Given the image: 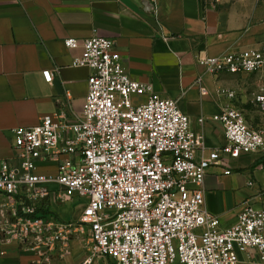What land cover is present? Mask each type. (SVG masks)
<instances>
[{
    "label": "built area",
    "instance_id": "1",
    "mask_svg": "<svg viewBox=\"0 0 264 264\" xmlns=\"http://www.w3.org/2000/svg\"><path fill=\"white\" fill-rule=\"evenodd\" d=\"M152 11L157 15L155 3ZM64 45L81 49L73 66L91 70L83 111L75 122L58 110L13 130L17 163L0 162V194L18 207L10 216L0 210L1 241L19 242L38 256L37 264H49L53 251L64 252L71 238L85 235L80 264H264V208L247 203L234 224L222 227L205 209L203 190L211 167L230 174L229 159L264 151V127L249 126L241 109L226 104L215 116L226 144L197 158L206 149L203 132L191 127L175 100L127 73L114 40L68 37ZM197 61L216 76L264 79V42ZM42 74L52 81L51 70ZM219 95L237 96L232 89ZM253 101L264 113V87ZM41 162L55 171L41 172ZM47 198L80 203L78 214L62 219L46 209L35 215L32 203Z\"/></svg>",
    "mask_w": 264,
    "mask_h": 264
},
{
    "label": "crops",
    "instance_id": "2",
    "mask_svg": "<svg viewBox=\"0 0 264 264\" xmlns=\"http://www.w3.org/2000/svg\"><path fill=\"white\" fill-rule=\"evenodd\" d=\"M93 35L114 40L127 73L175 100L191 127L203 132L206 149L197 158L226 144L223 125L215 119L226 104L241 109L249 126L264 127V113L253 101L264 79L216 76L197 61L264 42V0H0V162L17 163L14 129L35 126L58 110L70 122L81 116L91 70L72 65L81 49L67 48L64 40ZM44 70H51V82ZM221 89L236 91V98L220 96ZM228 168L230 174L222 166L211 167L203 184L204 207L222 227L234 224L247 203L264 208V151L229 159ZM40 171L54 172L55 165L41 162ZM50 199L27 203L62 219L76 216L75 203ZM17 207L0 194V210L7 216ZM87 243L86 235L71 238L66 251L51 253L49 264H80ZM0 251V264H37L33 251L15 240L2 242L1 235ZM94 264L115 263L97 259Z\"/></svg>",
    "mask_w": 264,
    "mask_h": 264
},
{
    "label": "rangeland",
    "instance_id": "3",
    "mask_svg": "<svg viewBox=\"0 0 264 264\" xmlns=\"http://www.w3.org/2000/svg\"><path fill=\"white\" fill-rule=\"evenodd\" d=\"M78 207H80V203L76 202L75 205H73V208H74L75 210H78ZM77 214H78V212H77ZM77 214H76V215H77Z\"/></svg>",
    "mask_w": 264,
    "mask_h": 264
},
{
    "label": "trees",
    "instance_id": "4",
    "mask_svg": "<svg viewBox=\"0 0 264 264\" xmlns=\"http://www.w3.org/2000/svg\"><path fill=\"white\" fill-rule=\"evenodd\" d=\"M44 213H46L45 210L44 211L43 210H36V214L35 215H37V214H44Z\"/></svg>",
    "mask_w": 264,
    "mask_h": 264
}]
</instances>
